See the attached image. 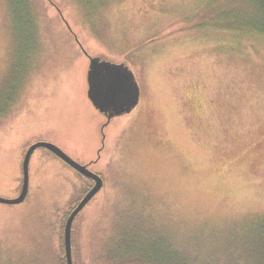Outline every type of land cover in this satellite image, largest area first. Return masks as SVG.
Instances as JSON below:
<instances>
[{"label": "rangeland", "instance_id": "374dc122", "mask_svg": "<svg viewBox=\"0 0 264 264\" xmlns=\"http://www.w3.org/2000/svg\"><path fill=\"white\" fill-rule=\"evenodd\" d=\"M235 3L30 0L33 15L17 17L0 0V196L18 195L36 141L78 162L101 147L91 168L104 182L73 220V264L119 249L133 263L238 264L263 244L264 34L226 25ZM88 55L124 62L142 89L102 131ZM28 174L24 200L0 203V264L65 255L61 220L89 180L44 147Z\"/></svg>", "mask_w": 264, "mask_h": 264}, {"label": "water", "instance_id": "95a60500", "mask_svg": "<svg viewBox=\"0 0 264 264\" xmlns=\"http://www.w3.org/2000/svg\"><path fill=\"white\" fill-rule=\"evenodd\" d=\"M87 95L91 103L106 115L107 123L113 116L121 115L131 111L139 100L140 87L133 71L122 62H112L101 59L99 56L89 55V67L87 72ZM103 123V125L105 124ZM102 125V126H103ZM37 147H44L74 167L85 177L92 178L94 183L83 194L73 209L69 212L64 223V249L66 264H73L71 230L75 215L86 204V202L103 185L102 177L90 170L85 164L78 162L65 150L50 141H36L30 144L22 158V184L16 197L6 198L0 196V203L14 204L24 200L28 191V167L31 154ZM140 264V263H139Z\"/></svg>", "mask_w": 264, "mask_h": 264}, {"label": "trees", "instance_id": "16d2710c", "mask_svg": "<svg viewBox=\"0 0 264 264\" xmlns=\"http://www.w3.org/2000/svg\"><path fill=\"white\" fill-rule=\"evenodd\" d=\"M10 3L11 8L16 13L17 17H24L25 10L28 13L33 15V7L30 5V0H8ZM226 13L228 12V8L225 10ZM235 13V17H228L232 20L228 21L226 25L230 26H240V27H248L252 30L259 31L264 34V0H236L235 5H232V12ZM229 14L228 16H230ZM25 19V18H24ZM88 179V177H87ZM90 180V178H89ZM91 181V180H90ZM87 191V188H82L80 195L76 198L75 201L70 203L67 206L66 213L63 215L61 220V229L63 230V225L67 214L73 209L76 203L80 200L83 194ZM62 246V245H61ZM261 248L264 251V232H263V244L259 245L255 244L248 250L244 247L241 251V255L238 257L239 263L238 264H264V254L261 253ZM62 250V247H61ZM55 259V264H65L63 250ZM118 250V249H117ZM246 252V253H244ZM132 251L127 253L123 250H118L116 253L107 252L106 259L104 260V264H134V263H143L139 257L136 258L134 261L138 262H131L132 255H134ZM106 254V253H105ZM244 255V256H243ZM151 264H162L161 261H155L151 259ZM174 263V262H173ZM174 264H188L183 263L180 261H175Z\"/></svg>", "mask_w": 264, "mask_h": 264}, {"label": "flooded vegetation", "instance_id": "af4514ba", "mask_svg": "<svg viewBox=\"0 0 264 264\" xmlns=\"http://www.w3.org/2000/svg\"><path fill=\"white\" fill-rule=\"evenodd\" d=\"M83 50V49H82ZM85 52V51H84ZM101 58V57H100ZM88 59H89V55H88ZM102 59V58H101ZM104 59V58H103ZM106 59V58H105ZM106 60H108V59H106ZM109 61H111V60H109ZM113 62V61H112ZM117 62V61H116ZM118 63H119V61H118ZM122 63H124V62H122ZM125 64V63H124ZM128 66V65H127ZM136 78V77H135ZM137 80V79H136ZM139 86H141V84H139ZM141 97H142V89H140V94H139V100H138V103L137 104H139L140 102H141ZM136 104V105H137ZM94 106V105H93ZM95 107V106H94ZM96 108V107H95ZM97 109V108H96ZM98 110V109H97ZM99 111V110H98ZM100 112V111H99ZM101 113V112H100ZM128 113V112H127ZM125 114V113H124ZM101 115H103L104 116V118H105V121H106V115L104 114V113H101ZM105 121H103L102 122V124L100 125V131H102L103 130V127L107 124V123H109V121L107 122V123H105ZM103 123H105L104 125H103ZM103 125V126H102ZM100 149H101V147L99 148V151H98V153L99 154H97V156H96V158H94V159H89L88 161H86V162H80V163H83V164H85L86 165V167L87 168H89L90 170H92V171H94V172H96L94 169H92L91 168V165L94 163V162H97V160L99 159V155H100ZM54 154V153H53ZM55 155V154H54ZM58 157V156H57ZM59 158V157H58ZM61 159V158H60ZM62 160V159H61ZM63 161V160H62ZM63 162H65V161H63ZM66 163V162H65ZM67 165H69L68 163H66ZM70 167H72L71 165H69ZM73 168V170H75V172H77L79 175H81V176H83V177H85L84 175H82L81 173H79L74 167H72ZM97 174H99L101 177H102V175L99 173V172H96ZM87 178V177H86ZM89 179V178H88ZM102 179H103V182H104V178L102 177ZM91 180V181H90ZM90 180H88V182H86L85 184H84V188H87V190L91 187V185L94 183V180L92 179V178H90ZM118 249L120 248V247H117ZM120 250V249H119ZM65 256V255H64ZM65 260H66V257H65ZM134 264H139V263H134ZM140 264H144V263H140Z\"/></svg>", "mask_w": 264, "mask_h": 264}]
</instances>
